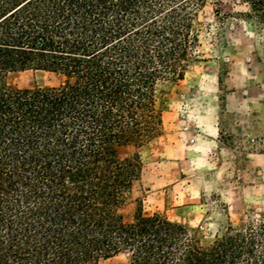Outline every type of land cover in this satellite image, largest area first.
Wrapping results in <instances>:
<instances>
[{"label": "trees", "instance_id": "trees-1", "mask_svg": "<svg viewBox=\"0 0 264 264\" xmlns=\"http://www.w3.org/2000/svg\"><path fill=\"white\" fill-rule=\"evenodd\" d=\"M222 0H0V264H264V212L220 237L121 213L137 180L115 147L163 136L166 92L200 62L198 14ZM264 29V0H233ZM60 76L19 88L12 73Z\"/></svg>", "mask_w": 264, "mask_h": 264}, {"label": "rangeland", "instance_id": "rangeland-1", "mask_svg": "<svg viewBox=\"0 0 264 264\" xmlns=\"http://www.w3.org/2000/svg\"><path fill=\"white\" fill-rule=\"evenodd\" d=\"M246 8L222 0L207 5L201 23L200 62L166 92L163 136L138 146L120 142L116 157L130 162L137 180L121 213L130 220L163 213L211 242L228 219L239 223L264 212V29L248 20ZM19 88L57 87L53 73H12ZM100 264H128L120 254Z\"/></svg>", "mask_w": 264, "mask_h": 264}]
</instances>
